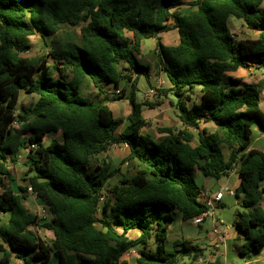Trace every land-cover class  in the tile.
I'll list each match as a JSON object with an SVG mask.
<instances>
[{
	"label": "trees",
	"instance_id": "trees-1",
	"mask_svg": "<svg viewBox=\"0 0 264 264\" xmlns=\"http://www.w3.org/2000/svg\"><path fill=\"white\" fill-rule=\"evenodd\" d=\"M261 3L0 0V212L9 214L0 225V264H11V252L23 264H48L51 257L55 264H126L123 256L133 248L138 251L134 264H179L200 252L185 242L166 249L175 215L191 220L206 209L198 199L195 171L218 179L233 168L239 175L235 191L243 194V210L233 221L243 239L239 252H259L264 246V153L246 148L251 127L256 123L264 129V113L253 84L224 76L250 65L264 69ZM184 5L190 10L182 12ZM229 17L241 20L256 37L236 39L227 26ZM170 19L178 33L176 45H164L158 36L171 28ZM36 34L48 51L26 56L29 37ZM151 37L156 40L152 65L171 83L182 124L179 129L158 127L156 140L140 129L145 125L142 108L159 102L136 100L137 78L147 77L150 69L138 57L140 42ZM85 80L97 95L80 92ZM102 83L120 87V94L106 95ZM20 91L37 98L17 110ZM117 99L130 105L119 133L122 119L107 105ZM202 122L214 129H198ZM57 131L61 142L43 144L47 133ZM33 143L37 147L28 150L24 179L46 207L44 217L23 204L27 186L13 194L4 183L10 176L8 162ZM113 143H124L128 153L109 170L93 159ZM123 164L125 170L109 184ZM31 225L51 230L53 237L42 239ZM130 231L138 235L131 238Z\"/></svg>",
	"mask_w": 264,
	"mask_h": 264
},
{
	"label": "crops",
	"instance_id": "crops-1",
	"mask_svg": "<svg viewBox=\"0 0 264 264\" xmlns=\"http://www.w3.org/2000/svg\"><path fill=\"white\" fill-rule=\"evenodd\" d=\"M184 1L191 2L194 0ZM261 7L263 6L261 5ZM180 10L182 12H187L190 10V6L184 5L180 8ZM173 23L174 20L170 19L168 21V24L171 28L158 35L164 45H176L178 42L177 29L172 28ZM241 25H243V23L239 19H236L234 17H229L227 19V26L230 32H232L236 36V39L256 37L257 33L251 30V33H249L247 36H241L239 34L237 35L236 30L238 26ZM35 36L40 37L38 34H36ZM30 37L29 42L31 44ZM149 39L152 41L150 44H146V38L141 40L139 48L140 53L138 54L139 58H142V56L144 55V58H149L153 55V52L156 51L155 38L151 37ZM40 40L43 42L41 37ZM146 60L147 61L145 62L150 64V69L148 72L149 75L147 77H145L144 75L138 76L136 82V100H144L147 93L150 90H154L153 94L150 97H147V100L158 101L159 103L153 108H142V116L145 120V125L141 127L140 132L143 134H148L152 139L156 140L161 135L157 130L158 127L167 126L179 129L182 127V124L178 119L177 109L175 107L176 97L173 96V94L169 91V88H171V83L169 82L163 71L155 68L152 65V62L149 61L150 59ZM131 76L135 77V74L133 73ZM224 77L238 79L240 83L244 84H253L259 93V108L264 113V69L256 68L254 65H250L246 68H238L234 71L226 72ZM87 84H89L90 88L89 92L85 93L84 89L88 86ZM102 87L104 93H106V95L108 96H111L113 91L117 88L110 83H102ZM79 89L80 92L85 96L89 95V93L91 96H95L98 94L96 87L93 86L90 80L81 82L79 85ZM163 89L166 90V92H158V90ZM22 95L25 96L26 94L23 91H20L19 98ZM100 96H103V94L101 93ZM113 102L117 104L126 102L127 105H129L126 99H117ZM111 112L113 114L112 110ZM129 113L130 105L129 110L126 111L124 115H122V118L116 117L122 119V122L116 129V133L121 132L127 125L126 118ZM202 128L212 131L214 129V125L210 122H202L200 123L198 129L201 130ZM193 133L194 142H196L198 137L197 130L193 129ZM52 139L61 142L62 138L60 132L57 131L47 133L43 138V144H48ZM247 149H257L264 153V129L260 128L256 123L251 127L250 141L246 150ZM27 153V146L25 148H21L17 153L16 161L13 163L8 162L7 164L10 171V176L4 179V183L5 186H8L11 189L13 194L21 193L19 190V186H28L27 180L24 179V171L26 170L25 160ZM127 153L128 148L124 143H113L109 145L105 151L96 154L93 161L98 164L106 163L109 166V170H114L122 162ZM122 167L109 178V184L116 182V180L120 176V173L123 172ZM194 181L200 190L204 189L214 192L224 187H226L227 190L223 192L222 198L214 207L212 214H208L202 217L200 222L197 224L192 223L190 220H184L180 213H177L175 215L174 221L169 226L167 231L166 245L171 246L173 249L175 247V244L185 242L188 244H194L200 249V252L197 255H195L194 257H190L193 255L192 253V255L184 257L179 262V264H264V246L259 252L256 253L243 254L239 252V249L243 245V239L238 234L235 225L233 223L231 225H228L220 222L216 214V210L224 205L223 197L225 193L236 194L235 190L239 184V175L237 173V169L233 168L225 176H222L218 179L204 177L199 171H195ZM260 185L262 188H264V179L260 182ZM2 189L4 188H0V190ZM22 201L26 208L33 213L40 212L42 208L46 209L42 202L29 192H23ZM260 207L264 212V193L262 194L260 200ZM8 217V213L0 212V225L6 223ZM33 227L38 228L37 226H30V228L32 229ZM214 227H217L219 233L213 232ZM128 235L131 238H135L138 235V232L130 231ZM131 250L132 252L128 255L125 254L123 258L125 259L126 263L130 261L132 262L131 264H134L138 256V251L136 248H133ZM198 257H201V261L197 260ZM18 261L19 258L15 257L14 252H11V264H17ZM55 263V259L51 257L48 264Z\"/></svg>",
	"mask_w": 264,
	"mask_h": 264
},
{
	"label": "rangeland",
	"instance_id": "rangeland-1",
	"mask_svg": "<svg viewBox=\"0 0 264 264\" xmlns=\"http://www.w3.org/2000/svg\"><path fill=\"white\" fill-rule=\"evenodd\" d=\"M264 7V0L261 4ZM72 30H78V28H71ZM237 31V32H236ZM235 32L237 33V35H241V36H247L249 33H251L250 30H248L246 27H244V25L238 26L237 30ZM235 33V34H236ZM235 36V35H234ZM239 37V36H237ZM31 48L30 50L26 51L24 54L26 56H34V55H46V52L48 51V46H46L44 44V41L42 42L40 40V37L38 36H31ZM236 38V36H235ZM146 44H150L152 41L149 38H146ZM46 42L48 44H50V38L46 39ZM150 56V55H149ZM145 55L142 57V60L147 61L146 59H150L149 61L152 62V56H150L149 58H144ZM148 57V56H146ZM49 60V63H51V59L50 57L47 58ZM88 86L85 88L84 86V92L87 93L89 92V84H87ZM92 88V87H91ZM95 89V88H94ZM90 95V93H89ZM37 96L35 94L32 95H22L19 100H18V104H17V110L19 109L20 105H29L31 103H33L36 100ZM126 103V102H125ZM124 102H121L119 104L113 102V101H109L107 102V105L110 107V109L113 111V114L115 117H121L122 115H124L126 113V111L129 110V105H127V103L125 104ZM126 168V165L124 164L122 167V171H124ZM243 198V194L241 192H237L236 194H228L225 193L224 197H223V203L224 205L221 206L220 208H218L216 211L219 212L217 214L219 221L223 222L224 224H228L231 225L235 219V215L237 211H242L243 208L241 207V205L239 204L240 201ZM33 229L37 232V234L44 240H50L53 237L52 231L45 229V228H35L33 227ZM166 249L171 250L172 247L169 245H166ZM132 262H128L126 264H131Z\"/></svg>",
	"mask_w": 264,
	"mask_h": 264
},
{
	"label": "built area",
	"instance_id": "built-area-1",
	"mask_svg": "<svg viewBox=\"0 0 264 264\" xmlns=\"http://www.w3.org/2000/svg\"><path fill=\"white\" fill-rule=\"evenodd\" d=\"M232 33V32H231ZM233 34V33H232ZM234 35V34H233ZM235 37V36H234ZM153 91L154 90H150L146 97L144 99H148L147 97H150L152 94H153ZM120 94V89L119 88H116L112 95H115V96H118ZM36 144L33 143V144H28L27 145V149L28 150H34L36 148ZM227 190L226 187L224 188H221L217 191H214V192H211L209 190H204V189H201L199 190V195H198V199L206 206V209L205 211H203L202 213L194 216L193 218H191V222L194 223V224H197L200 222V220L202 219V217L208 215V214H212L213 212V209L214 207L217 205V203L221 200L222 198V195H223V192ZM27 191L32 194L34 197H36L33 193H32V189H31V186L28 185L27 186ZM100 200H102V196L100 197ZM38 216L40 217H44V216H47V209L45 208H42L40 212L37 213ZM213 232L214 233H219V230L217 229V227H214L213 228ZM132 252V250H128L126 252V255L130 254ZM198 261H201V257H198L197 258ZM17 264H23V261L21 259H19L18 263Z\"/></svg>",
	"mask_w": 264,
	"mask_h": 264
}]
</instances>
